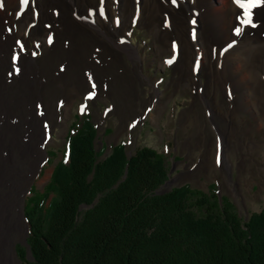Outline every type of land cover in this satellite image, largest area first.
I'll list each match as a JSON object with an SVG mask.
<instances>
[{
    "label": "rangeland",
    "instance_id": "1",
    "mask_svg": "<svg viewBox=\"0 0 264 264\" xmlns=\"http://www.w3.org/2000/svg\"><path fill=\"white\" fill-rule=\"evenodd\" d=\"M217 2L220 0H199L197 10L204 16L218 6ZM119 3L121 0H96V7L101 11L97 22L119 41V51L103 49L92 41L69 53L70 43L77 44V41L66 37L52 41L51 46H57L49 50L37 40L26 43V49L32 51L27 59L33 64L39 83L35 97L43 110L41 116L47 115L45 119H49L51 127L45 137L39 168L28 185L20 192L14 191L16 203L10 214L4 215V220L11 217V226L9 231L0 232V264H22L18 256L20 246L26 247L30 257L27 238L31 227L26 205L34 193L45 191L57 163L66 154L71 126L86 114L97 126V147H105L106 154L124 142L129 154L147 146L165 155L170 183L162 190L189 184L193 189L209 193V187L216 185L219 202L222 205L228 202L244 222L264 207V144L252 152L244 149L240 155L230 153L227 162L220 161L226 144L219 152L222 136L218 135V128L223 131L225 126L221 117L214 114L211 100L204 103L205 69L196 73L194 83L177 84L175 52L160 54L154 36L140 25L139 19L123 21ZM206 22L214 43L222 46L221 28L212 20L206 19ZM90 25L95 26L94 21ZM113 29L116 35L112 34ZM128 42L139 51L138 57L122 50ZM231 81L233 103L238 111L237 128L244 132L251 127L250 137L261 143L260 121L246 101L241 76L232 75ZM70 86L77 89L72 99L68 96ZM162 99L164 110L154 119L153 113ZM216 99L224 112L230 109L221 95Z\"/></svg>",
    "mask_w": 264,
    "mask_h": 264
},
{
    "label": "trees",
    "instance_id": "2",
    "mask_svg": "<svg viewBox=\"0 0 264 264\" xmlns=\"http://www.w3.org/2000/svg\"><path fill=\"white\" fill-rule=\"evenodd\" d=\"M90 115L77 119L45 191L26 208L22 264H264V207L242 221L216 185L209 193L166 183V156L125 143L97 147Z\"/></svg>",
    "mask_w": 264,
    "mask_h": 264
},
{
    "label": "bare ground",
    "instance_id": "3",
    "mask_svg": "<svg viewBox=\"0 0 264 264\" xmlns=\"http://www.w3.org/2000/svg\"><path fill=\"white\" fill-rule=\"evenodd\" d=\"M198 3L199 0H121L119 5L123 21L139 19L140 25L154 36L160 54L175 52L177 84L181 82L188 86V82L194 83L196 73L205 69V92L202 93L201 88L200 93L204 103L211 100L214 114L221 117L225 126L223 131L218 128V135L222 136L219 138V152L226 144L220 161L227 162L230 153L240 155L244 149L252 152L264 144V0L259 4L253 0H220L218 6L204 16L197 10ZM100 13L96 0H0L1 233L10 230L11 217L4 220V215L10 214L16 203L14 191L20 192L28 185L39 168L45 151V137L51 127L49 119H45L47 115L41 116L43 110L35 97L34 91L39 83L33 64L27 59L32 51L26 49V43L37 40L49 50L57 46H51L52 41L66 37V40L77 41V44L70 43L69 53L92 41L103 49L119 51V41L101 22H97ZM249 17L255 27L246 23ZM206 19L221 28L222 46L214 43ZM92 21L95 26L90 25ZM112 34L116 35L115 29ZM122 50L139 56V51L129 42ZM235 74L241 76L246 101L252 105L260 121L261 143L250 137L251 127L244 132L237 128L238 111L233 103L235 94L231 81ZM76 95V87L70 86L69 98ZM217 95L229 103V110L224 112L220 108ZM207 97L210 99L206 100ZM164 103L162 99L157 104L154 119L163 112Z\"/></svg>",
    "mask_w": 264,
    "mask_h": 264
},
{
    "label": "snow or ice",
    "instance_id": "4",
    "mask_svg": "<svg viewBox=\"0 0 264 264\" xmlns=\"http://www.w3.org/2000/svg\"><path fill=\"white\" fill-rule=\"evenodd\" d=\"M174 2H175V0H174ZM253 2H254L255 4H259L260 0H253ZM194 23H195V21H194ZM246 23H249V24H251V26L255 27V24L251 22V18H250V17H249V19L246 21ZM237 31L239 32V29H238ZM193 35L195 36V33H193ZM170 62H171V61H169V63H170Z\"/></svg>",
    "mask_w": 264,
    "mask_h": 264
},
{
    "label": "water",
    "instance_id": "5",
    "mask_svg": "<svg viewBox=\"0 0 264 264\" xmlns=\"http://www.w3.org/2000/svg\"><path fill=\"white\" fill-rule=\"evenodd\" d=\"M169 183H170L169 180H167L166 183L162 187H166ZM161 188L157 191V194H164L165 192L168 191V190H162Z\"/></svg>",
    "mask_w": 264,
    "mask_h": 264
}]
</instances>
